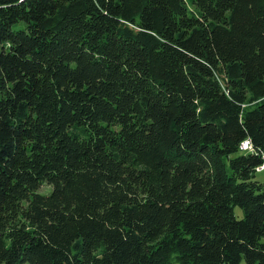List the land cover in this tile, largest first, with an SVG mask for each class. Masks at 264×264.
Segmentation results:
<instances>
[{"label": "trees", "instance_id": "obj_1", "mask_svg": "<svg viewBox=\"0 0 264 264\" xmlns=\"http://www.w3.org/2000/svg\"><path fill=\"white\" fill-rule=\"evenodd\" d=\"M262 167L264 0H0V264H264Z\"/></svg>", "mask_w": 264, "mask_h": 264}, {"label": "rangeland", "instance_id": "obj_2", "mask_svg": "<svg viewBox=\"0 0 264 264\" xmlns=\"http://www.w3.org/2000/svg\"><path fill=\"white\" fill-rule=\"evenodd\" d=\"M20 26V25H19ZM257 181L264 183V170L257 174ZM52 191V188L49 186H44L43 188H41V190H39L40 194H45L48 195L50 192ZM237 214H240V211L237 210Z\"/></svg>", "mask_w": 264, "mask_h": 264}, {"label": "built area", "instance_id": "obj_3", "mask_svg": "<svg viewBox=\"0 0 264 264\" xmlns=\"http://www.w3.org/2000/svg\"><path fill=\"white\" fill-rule=\"evenodd\" d=\"M248 145H250L249 142L246 143V146H241V148H242L243 150H245V149L248 148V147L250 148V146H248ZM263 170H264V167L260 168V169L258 170V172H262Z\"/></svg>", "mask_w": 264, "mask_h": 264}, {"label": "clouds", "instance_id": "obj_4", "mask_svg": "<svg viewBox=\"0 0 264 264\" xmlns=\"http://www.w3.org/2000/svg\"><path fill=\"white\" fill-rule=\"evenodd\" d=\"M247 142H248V141L243 142L242 145H243V144H246ZM249 144H250V143H249Z\"/></svg>", "mask_w": 264, "mask_h": 264}]
</instances>
